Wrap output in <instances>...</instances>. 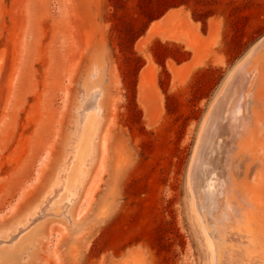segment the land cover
Here are the masks:
<instances>
[{
	"label": "rangeland",
	"instance_id": "1",
	"mask_svg": "<svg viewBox=\"0 0 264 264\" xmlns=\"http://www.w3.org/2000/svg\"><path fill=\"white\" fill-rule=\"evenodd\" d=\"M227 90L264 119V0H0V264H212Z\"/></svg>",
	"mask_w": 264,
	"mask_h": 264
},
{
	"label": "bare ground",
	"instance_id": "2",
	"mask_svg": "<svg viewBox=\"0 0 264 264\" xmlns=\"http://www.w3.org/2000/svg\"><path fill=\"white\" fill-rule=\"evenodd\" d=\"M241 72L248 75L245 66ZM242 92L222 94L195 158V167H202L195 193L212 264H264V119L255 112L245 121Z\"/></svg>",
	"mask_w": 264,
	"mask_h": 264
}]
</instances>
